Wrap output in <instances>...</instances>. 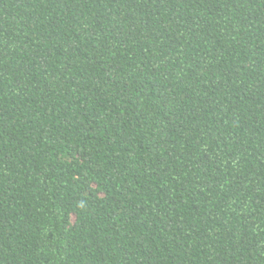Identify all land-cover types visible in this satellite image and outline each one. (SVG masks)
I'll use <instances>...</instances> for the list:
<instances>
[{"label":"trees","instance_id":"16d2710c","mask_svg":"<svg viewBox=\"0 0 264 264\" xmlns=\"http://www.w3.org/2000/svg\"><path fill=\"white\" fill-rule=\"evenodd\" d=\"M0 264H264V0H0Z\"/></svg>","mask_w":264,"mask_h":264}]
</instances>
